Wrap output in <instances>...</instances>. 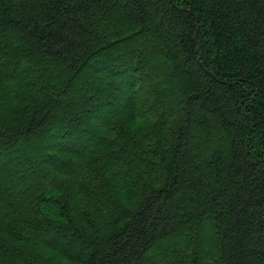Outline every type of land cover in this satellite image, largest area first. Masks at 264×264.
<instances>
[{"label":"trees","instance_id":"16d2710c","mask_svg":"<svg viewBox=\"0 0 264 264\" xmlns=\"http://www.w3.org/2000/svg\"><path fill=\"white\" fill-rule=\"evenodd\" d=\"M0 264H264V0H0Z\"/></svg>","mask_w":264,"mask_h":264}]
</instances>
